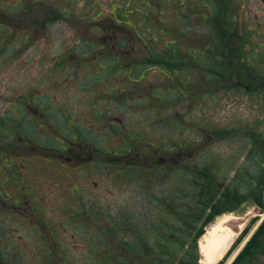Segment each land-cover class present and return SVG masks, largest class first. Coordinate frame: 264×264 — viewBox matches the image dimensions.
I'll use <instances>...</instances> for the list:
<instances>
[{"label":"rangeland","instance_id":"1","mask_svg":"<svg viewBox=\"0 0 264 264\" xmlns=\"http://www.w3.org/2000/svg\"><path fill=\"white\" fill-rule=\"evenodd\" d=\"M56 1H60L63 5L70 3V1L67 2L68 0H43V2H47L48 4ZM120 1L78 0L75 2V9H72V12L71 10L68 11L69 13L71 12L70 15L66 18H61L54 25L46 28L44 25L43 27L34 28L31 23L27 26L22 23L19 28L13 30L14 34L11 33L12 36L10 39L16 37L15 41L18 38V43H22L23 36L29 33L31 34L32 46L27 48L28 45L24 44L26 46L25 49H19L24 46L23 44H20L19 47L15 46L16 50L19 51L14 54L20 57L14 60V49L9 52H4L1 49V47L8 46V39L0 35V111L2 108H6V101L19 97L28 88H31L33 90L32 93L35 95L42 93L43 89L47 94L52 96L56 94L58 97L60 95L63 96L67 101H79L86 108L89 100L95 94L98 95L101 92L98 89L91 92L81 91L75 89V87L78 85L77 87L81 88L83 84L90 85L88 87H94L93 85H95L96 88L98 85L94 83L102 82L100 79L104 77L103 75H90L93 70L89 69V64H92L93 60L85 56L88 53L91 54L103 48L101 44H104V39L101 36L105 35V31L103 30L102 24L105 22L108 24L107 20L109 17L117 16L118 12L113 13V7L120 4ZM127 1L136 3L132 7H129L127 11L129 12L136 7L139 12V17H142V13L150 9L146 5H143L142 0ZM206 1L212 6L217 5L216 0ZM234 1L238 6L237 18L244 20L245 23L242 24H246V29H252L253 34L248 33L247 39H245L248 43L244 44V46L239 41L233 43L235 49L232 55L242 53L241 60L236 58L233 60L236 62V66H239L241 62L245 67L249 65L250 67L256 68L264 65V55L259 50V44H264V0ZM15 2L17 0H0V5L2 4L4 6L5 4H9L12 7ZM29 2L33 7V2L30 0ZM89 2L93 4L99 3L97 6L101 10V15L98 16L96 13L93 14L91 11L84 9L82 4ZM172 2H175V4L172 3L171 5L167 0H156V4L158 3L160 6V14L155 9L153 11L154 18L167 20L171 26L177 24L176 16L177 14L182 15L184 13V7L178 5L179 0H172ZM11 7L4 6L6 11H3L11 15L12 13L9 11ZM189 7L191 6L189 5ZM36 8L40 11H32L29 19L33 21V24L37 20L39 23L43 22V18L48 21L50 20L48 18L49 16L53 18L58 16L57 14L54 15V12L50 14L46 7ZM190 11V9L189 11L185 10L186 13H190L189 19L193 22L194 13ZM23 15L20 17L27 20ZM15 16L17 17V15ZM0 18L3 19L2 17ZM73 18H76V20ZM117 18L119 17L117 16ZM194 23L199 24L200 22L199 20H194ZM175 29L177 30L178 28ZM190 29L193 36H196L195 42H199L202 37L197 35L193 27H190ZM241 30L244 31V29ZM224 33L226 34V28H224ZM21 35L22 37L20 38ZM143 35L142 37H144ZM253 35L256 37H253ZM144 39L147 41L146 37ZM202 41H205V39H202ZM207 41L210 40L207 39ZM145 44L149 45V43ZM82 45L84 48L87 47L86 53L78 52L81 50ZM7 62L12 63L4 68ZM193 62L195 66L188 62L189 69H185L186 72L191 74V79L187 78L186 74H184L181 80L182 85L187 89V93L191 92V94L184 95L183 91H175L177 97H183L186 103H182L185 107L183 106L181 109L178 108L176 110L175 108L173 113L169 111L171 117L169 123L172 122L173 126L160 122V118L164 117L160 116L157 108L147 105L140 106L139 100H141V95L138 92L133 97L128 96L123 98L124 95L118 96L120 100L128 101L125 107H121L120 104L118 107L122 108L127 115L126 123L128 126H133L135 131L144 132L143 136L145 137L141 139L144 140V143H153L156 147L161 148L157 150H154V148L152 149L153 151L166 153L171 149V146L175 147V141H180L181 138L196 140L201 137V134L205 130L204 128L209 130L214 126L216 128L217 126L218 128H224L232 121L246 123L247 121L251 122L256 119L262 125L264 132V90L259 88L260 85L256 84L251 94H249L250 92L248 94L242 92L236 99L232 95L233 92L224 90L239 81L236 77L227 79L226 83L225 78H219L220 81L217 82L216 74L209 71L206 78L210 84L207 86L204 84L198 85L194 80L199 76L202 77V82L207 83L205 72L201 67L198 68L196 61ZM220 73H218V76ZM92 77H94V80H91ZM178 79L180 80V75ZM146 82L147 90L145 91L148 94L152 89L153 71L146 73ZM262 82H264V78L260 77L257 83L262 84ZM69 84H74L75 86ZM220 84L222 87H220ZM31 85L35 86L32 87ZM59 85L64 86L63 90H60ZM109 86L113 87L112 81H110ZM174 86L176 88L180 87L177 82ZM52 88L57 90H52ZM98 97L100 98L99 95ZM98 97H96L97 103L99 102ZM192 99L194 100L192 101ZM114 106L116 107V105ZM175 119L176 125L173 124ZM202 119L206 120L204 122L202 121V123H197ZM191 124L192 127H190ZM225 139L224 137L210 138L208 141L206 140L205 145L198 140L197 144L195 143V147L183 152L188 155H180V158L177 153H174V156L178 159L181 167L187 166L189 169L199 163L204 165L210 158H214V160H217V165L226 172L228 165L234 164L233 158L238 153L239 143H235V146L230 152L228 148L232 139L230 138L228 141H225ZM136 140L128 138L130 142H136ZM118 147L119 141L112 144L113 149ZM191 154L193 156L192 159L190 158ZM157 155L158 157L172 156L169 154ZM184 156H188V158L183 159ZM143 158L146 163H153L150 160L148 161L146 157L143 156ZM240 164L241 161L237 162L232 168L236 170ZM166 165L163 164L165 167ZM87 171L85 170L80 173L79 190L83 201H72L64 196H57L53 199H48L47 203L40 204L46 209L44 217L50 224V227L48 226L46 231L34 226L26 228L17 220L11 222V228H7V230H11L8 234L10 243L8 249L0 251V264H79L80 258L78 256H81V250L88 247L89 241H93L96 235L95 229L93 228L97 223L95 222V218L91 219L89 217L90 211L88 210V206L96 208L97 212L104 211V209L114 212L126 210L130 212L129 210H133L136 207H138L140 212H143L145 206L150 204L149 199L151 196L148 193L151 190L138 188V184L145 178L146 173L144 171L142 172L143 177L139 175L140 178H137L136 182L131 181L130 183L123 184L120 181H114V179L110 184V178L104 177V174L96 173L97 175L92 179L87 174ZM93 180L96 181L95 187L92 184ZM228 185L229 180L225 182L224 189ZM170 186L169 184L163 186L158 184L152 190V194L155 197L159 195L161 198H164L167 196V193L170 194ZM108 190L112 192V198L110 200L108 198L111 192L107 193ZM87 195H91L92 197L87 199ZM129 195L134 199L131 201H122L123 198L125 200ZM118 199L122 202H117ZM91 202H93V205H91ZM74 211H78L79 213L77 218H73L72 216ZM224 216L228 217L226 226L236 232V237L228 252L216 264H231L264 222V210L250 200L234 212L218 216L206 228L205 234L199 240L200 261L203 258L201 242L207 230ZM6 218L10 219V217ZM3 221L5 222L4 219ZM52 236L56 239H52ZM82 264H92V258H89L87 254ZM258 264H264V256L259 258Z\"/></svg>","mask_w":264,"mask_h":264},{"label":"trees","instance_id":"2","mask_svg":"<svg viewBox=\"0 0 264 264\" xmlns=\"http://www.w3.org/2000/svg\"><path fill=\"white\" fill-rule=\"evenodd\" d=\"M30 1L33 2V7L29 0H17L12 7L5 4L4 6L11 7L9 10L11 15L4 12L6 11L4 6L0 5V17L3 18H0V35L8 39V46L1 47V49L4 52L14 49L13 60L18 56L14 53L19 51L16 50L15 46L19 47L20 44L28 45L27 48L32 46L31 34L29 33L23 36L22 43H18V38L15 41L16 37L10 39L14 34V29L19 28L22 23L25 26L31 23L34 28L43 27V25L46 28L54 25L61 18L70 15L72 9H75V2L78 0H68L67 2L70 1V3L64 5L60 1L52 4L43 2V0ZM167 1L171 5L172 3L175 4L172 0ZM216 1L217 5L212 6L205 0H179L178 5L184 7V13L182 15L177 14V24L172 26L167 20L154 18L153 11L155 9L160 14V6L158 3L156 4V0H142L143 5L150 8L146 11L148 13H142V17L138 16L139 12L136 7L129 12L127 11L136 3L127 1L125 4H117L113 7V13L117 11L119 18L117 16L109 17L112 21L108 27H103V30L107 35L123 34L122 41L118 40L124 46L122 48L128 52H139L140 55L133 58V66L129 65L128 70L121 67L116 72L113 71L112 76L120 78L126 74L128 79L133 81H125V84H129L125 87L131 88L132 84L142 83L143 88H146V73L152 71L153 67L160 68L162 72L166 73L165 77L167 78H171L172 71L178 70L179 73L186 74V77L191 79V74L185 69H189V63L195 66L193 61H196L198 68L201 67L204 70L207 82H202V77L199 76L194 80L198 85L207 86L210 84L206 78L210 71L216 74L217 82L225 78L226 83V80L232 77L239 80L233 86L224 89L233 92L232 95L236 99L242 92L247 94L250 92L249 94H251L256 84L264 90V82L262 84L257 83L260 77L264 78V65L256 68L249 65L245 67L241 62L239 66H236L233 59L241 60L242 53L232 55L235 49L233 43L239 41L244 46L248 43L245 40L248 33L253 34V30L246 29V24H242L245 21L237 18L238 6L234 0ZM97 5L99 3L82 4L84 9L99 16L101 10ZM36 7H46L50 14L54 12L53 14L58 16L56 18L49 16L50 20L47 21L43 18V22L39 23L37 20L33 24V21L29 19L32 11H40ZM188 8L193 11L194 20H199V24H195L194 20L193 22L190 21V13L185 12V10L189 11ZM22 14L28 21L20 17ZM73 19L76 20V18ZM190 27H193L197 35L205 41L201 39L199 42H195L196 36H193ZM224 28H226V34ZM142 35L146 37L147 41ZM253 37L256 36L253 35ZM145 43H149V45ZM25 48L24 45L19 49ZM86 48L82 45L81 51H87ZM107 49L113 50L114 48ZM263 49L264 44H259V50L264 55ZM136 58L141 59V62H137L138 59ZM10 63L12 62H7L4 68ZM137 68L141 70L142 76L138 79L130 78ZM218 73H220L219 76ZM120 87L121 83L117 82L115 89L118 90ZM220 87H222L221 84ZM176 89L170 92L174 96L177 110L183 108L184 104L182 103H186V100L183 97H177ZM178 91H183L184 95L189 93L184 89H178ZM114 92L117 93L113 88V95ZM178 99L181 100L178 101ZM165 108L160 107L161 110ZM205 120L202 119L197 123H202ZM258 122L256 119L246 123L232 121L224 128H218V126L217 128L214 126L210 130L204 128L203 134L200 138H195L196 140L181 138L180 141H175V147L171 146L173 154L168 153L171 152V149L166 153L157 151L158 154L172 155L167 157H157L158 155L152 149L161 148L150 142L144 143L143 140V152L140 155H131L136 157L138 162L134 164L129 175L131 181L136 182L137 178L143 177V171L146 173L144 180L138 184V188L151 190L148 193L151 196L150 204L145 206L143 212H140L136 207L129 210L130 212L128 210L110 211L108 216L97 214L95 217L97 225L93 228L96 235L93 241H89L88 247L81 250V256H78L80 258L79 264L83 263L87 254L89 258H92V264H200L199 240L215 218L225 213L234 212L249 200L264 210V132L262 125ZM173 124L176 125V119ZM144 137L142 135L141 139ZM215 137H224L226 138L225 141L231 138L232 141L228 148L230 152L235 143H239L238 153L233 158L234 164H229L226 172L217 165V160L214 158H210L204 165L199 163L190 169L187 166L181 167L179 165L174 153H177L178 157L181 158L180 155H188L183 152L195 147L198 140L205 145L206 140ZM141 139H139L140 142H142ZM143 156L153 163H146ZM192 157L191 154L190 158L192 159ZM187 158L188 156H184L183 159ZM171 159L174 160V163L171 162ZM239 161L241 164L234 170L235 168L232 167ZM163 164H167L166 167ZM228 180L229 185L224 189V184ZM158 184L161 186L171 185L170 194L167 193L164 198L159 195L155 197L152 190ZM133 199L129 195L122 201ZM122 201L117 200V202ZM261 256H264V222L232 264H258Z\"/></svg>","mask_w":264,"mask_h":264},{"label":"flooded vegetation","instance_id":"3","mask_svg":"<svg viewBox=\"0 0 264 264\" xmlns=\"http://www.w3.org/2000/svg\"><path fill=\"white\" fill-rule=\"evenodd\" d=\"M123 1L120 4L126 3V0ZM107 21L108 24L105 22L103 27H108L112 19ZM101 37L104 39V44H101L103 48L85 57L93 60L92 64L88 63L89 69L93 70L90 75H103L100 79L102 82H92L98 85L96 88L95 85L88 87L90 85L83 84L81 88L78 85L75 87L88 92L98 89L100 98L95 94L84 108L79 101H67L63 96H52L43 89L42 93L35 95L28 88L19 97L6 101V108L0 111V251L8 249V234L11 230L7 228H11L12 221L17 220L26 228L40 227L43 231L50 227L44 217L46 209L41 203H47L48 199L57 196L83 201L79 181L80 173L85 170H88L87 174L92 179L97 174H104V177L110 178V184L113 179L122 184L131 182L129 172L138 162L131 155L143 152V140L140 142L139 139L144 132L135 131L133 126L127 125V115L118 105L125 107L128 101L120 100L118 96L133 97L138 92L141 95L140 106L147 103V106L157 108L160 116L164 117L160 118V122L172 124L169 123V111L174 112L176 103L170 91L176 89V82L180 85L178 89L187 90L181 83L183 74L175 70L171 72V78H167L160 68L153 67L150 93L147 94V88H143L142 83L125 88V85H129L125 81L133 80H129L126 74L119 75L120 78L113 77L112 72L121 67L128 70L129 65L133 66V58L139 57L140 53L122 48L118 40L122 41L123 34H105ZM107 47L114 49L109 50ZM136 59L141 62V59ZM140 71L139 68L134 70L130 78H140ZM110 81L113 87L109 86ZM117 82L121 83L118 90L115 89ZM59 87L63 90L64 86ZM113 88L117 92H114L115 96ZM161 106L166 107V110H161ZM128 138L137 140L130 142ZM117 141L119 147L113 149L112 144ZM170 151L168 153H173V149ZM155 153L158 154L157 151ZM171 162L174 163V160L171 159ZM92 184L95 187L96 181L93 180ZM91 197L87 195V199ZM111 198L112 192L108 200ZM88 210L91 219L97 214L108 216L110 213L106 209L97 212L92 206H88ZM78 214V211H74L73 218H77ZM52 239L56 238L52 236Z\"/></svg>","mask_w":264,"mask_h":264},{"label":"bare ground","instance_id":"4","mask_svg":"<svg viewBox=\"0 0 264 264\" xmlns=\"http://www.w3.org/2000/svg\"><path fill=\"white\" fill-rule=\"evenodd\" d=\"M228 217L224 216L213 224L201 242L203 258L200 264H216L230 249L236 232L226 226ZM213 257L214 260L212 259Z\"/></svg>","mask_w":264,"mask_h":264},{"label":"water","instance_id":"5","mask_svg":"<svg viewBox=\"0 0 264 264\" xmlns=\"http://www.w3.org/2000/svg\"><path fill=\"white\" fill-rule=\"evenodd\" d=\"M212 258V257H211ZM215 257H213L212 259L214 260Z\"/></svg>","mask_w":264,"mask_h":264}]
</instances>
